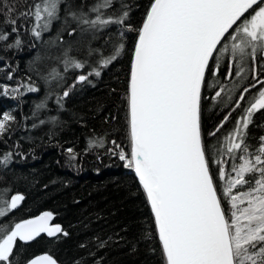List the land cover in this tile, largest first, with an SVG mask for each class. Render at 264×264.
<instances>
[{
  "label": "snow or ice",
  "instance_id": "1",
  "mask_svg": "<svg viewBox=\"0 0 264 264\" xmlns=\"http://www.w3.org/2000/svg\"><path fill=\"white\" fill-rule=\"evenodd\" d=\"M120 9L115 0H83L79 5L73 0H25L24 10L0 0V23L10 28L0 29V44L5 50L21 47V19L31 25L26 31L35 41L43 42L57 23L68 37H80L77 43L87 58L70 55L69 42L62 53L64 73L86 71L66 86L65 77L56 74L63 87L57 102L63 108L77 86L91 84L90 77L99 78L124 48L120 43L115 54L103 55L91 41L113 27L121 37L134 31L125 97L130 153L115 140L107 152L134 171L165 264H264V135L253 145L249 132L255 114L264 110V0H149L138 28L128 22L129 12ZM13 34L15 39L9 42ZM57 41L63 43L59 32L53 43ZM110 42L109 35L105 46ZM7 78H13L11 72ZM22 87L29 93L39 91L32 82ZM236 88L240 90L234 93ZM253 89L256 95L245 106L242 102ZM12 91L23 95L19 88ZM225 96L230 110L205 133L206 102L224 103ZM43 107V102L37 105ZM241 109L221 138L218 134ZM14 120L9 112L0 114V139L9 134ZM51 122L57 118L51 117ZM209 138L216 139L220 158L210 156ZM94 147L104 148V138H90L86 151ZM66 152L71 161L77 159L73 148ZM12 155L0 154V166L7 168ZM24 199L19 194L6 198L0 217L7 218ZM52 219L46 211L0 232V264H59L51 254L22 255L25 245L41 234L69 235L60 225H50ZM97 240L103 249L107 241Z\"/></svg>",
  "mask_w": 264,
  "mask_h": 264
},
{
  "label": "trees",
  "instance_id": "2",
  "mask_svg": "<svg viewBox=\"0 0 264 264\" xmlns=\"http://www.w3.org/2000/svg\"><path fill=\"white\" fill-rule=\"evenodd\" d=\"M73 2L79 5L83 0ZM7 3L24 10L25 0H7ZM115 3L118 9L120 5L127 6L120 10L128 11V22L138 28L149 0H115ZM20 24L24 25L19 32L21 47L5 50L0 44V114L9 112L15 117L9 134L0 139V154H13L7 168L0 166V207L13 194L23 195L25 199L7 218L0 217V232L20 220L49 211L53 214L52 222L69 235L58 234V238L41 235L25 245L22 255L31 258L51 254L59 264H96L97 261L99 264H165L142 187L133 170L125 167L126 162L107 152L112 147L110 142L115 140L130 153L125 97L136 33L126 32L121 37L113 27L105 30L104 36L92 40L91 46L102 49L103 55L115 54L114 49L120 43L124 48L99 78L90 77L91 84L77 86L61 108L57 96L62 94L63 87L58 86L61 82L56 74L65 77L66 86L80 71H86L64 73L62 53L69 42H72L70 55L87 58L77 43L80 37H68L57 23L44 35L43 42L35 41L26 31L31 25L23 19L18 27ZM0 29L10 30L3 23ZM58 32L63 43H53ZM15 35L9 42L14 41ZM109 35L111 42L105 46ZM9 72L12 79L7 78ZM30 82L39 88L38 92L29 93L22 87ZM222 82L231 86L227 81ZM15 88L23 95L13 92ZM3 89H8L7 95L2 94ZM255 95L256 90H251L242 103L246 106ZM224 100V103L206 102L202 113L205 133L214 130L230 110L228 97ZM42 102L45 107L37 108ZM241 112L242 109L233 114L218 134L221 138L232 129ZM51 117L57 118L55 124ZM41 120L45 123L41 124ZM34 124L37 126L33 127ZM249 132L250 143L257 145L259 137L264 135V110L255 114ZM93 137L96 140L103 137L105 147L86 151L88 140ZM209 140L210 156L220 158L216 154V139ZM69 147L77 153L75 161L69 159L66 152ZM97 238L107 241L103 249L98 248Z\"/></svg>",
  "mask_w": 264,
  "mask_h": 264
},
{
  "label": "water",
  "instance_id": "3",
  "mask_svg": "<svg viewBox=\"0 0 264 264\" xmlns=\"http://www.w3.org/2000/svg\"><path fill=\"white\" fill-rule=\"evenodd\" d=\"M136 39V38H135ZM134 43H135V41H134ZM133 48H134V45H133ZM132 53H133V49H132ZM132 53H131V57H132ZM130 64H131V58H130ZM130 64H129V70H128V76H129V72H130ZM127 113H128V110H127ZM133 173H134V171H133ZM134 176H135V173H134ZM136 177V176H135ZM137 179V178H136ZM137 181H138V179H137ZM138 183H139V181H138ZM44 212H46V211H44ZM43 212H41V213H39L38 215H36V216H39V215H41ZM36 216H33V217H31V218H34V217H36ZM31 218H28V219H31ZM50 223V225H52V226H55V225H57V224H54L53 222H52V220L49 222ZM155 225V224H154ZM41 235H45L46 237H47V235L46 234H41ZM157 237H158V235H157ZM159 240V239H158Z\"/></svg>",
  "mask_w": 264,
  "mask_h": 264
}]
</instances>
